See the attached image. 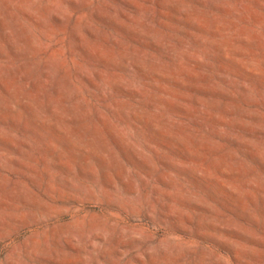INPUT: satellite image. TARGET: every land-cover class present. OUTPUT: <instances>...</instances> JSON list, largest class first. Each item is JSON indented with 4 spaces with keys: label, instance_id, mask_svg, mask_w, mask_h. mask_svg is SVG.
<instances>
[{
    "label": "rangeland",
    "instance_id": "1",
    "mask_svg": "<svg viewBox=\"0 0 264 264\" xmlns=\"http://www.w3.org/2000/svg\"><path fill=\"white\" fill-rule=\"evenodd\" d=\"M0 264H264V0H0Z\"/></svg>",
    "mask_w": 264,
    "mask_h": 264
}]
</instances>
